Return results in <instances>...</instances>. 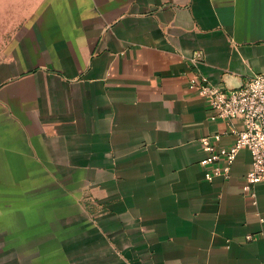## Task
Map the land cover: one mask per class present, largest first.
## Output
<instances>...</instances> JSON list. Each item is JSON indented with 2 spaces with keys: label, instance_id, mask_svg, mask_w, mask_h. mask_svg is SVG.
I'll return each mask as SVG.
<instances>
[{
  "label": "crops",
  "instance_id": "0c3cea01",
  "mask_svg": "<svg viewBox=\"0 0 264 264\" xmlns=\"http://www.w3.org/2000/svg\"><path fill=\"white\" fill-rule=\"evenodd\" d=\"M259 73L264 0H0V264H264V182L204 177L231 123L189 87Z\"/></svg>",
  "mask_w": 264,
  "mask_h": 264
},
{
  "label": "built area",
  "instance_id": "2783aa9c",
  "mask_svg": "<svg viewBox=\"0 0 264 264\" xmlns=\"http://www.w3.org/2000/svg\"><path fill=\"white\" fill-rule=\"evenodd\" d=\"M189 87L207 100L215 116L231 123L230 144L222 142L221 132L201 138L205 155L200 164L204 177L208 180L219 176L230 178L239 153L247 149L251 166L243 188L255 202V186L264 182V73L249 77L235 88L216 84L207 75L200 74L189 82ZM237 120L239 126L235 125Z\"/></svg>",
  "mask_w": 264,
  "mask_h": 264
}]
</instances>
